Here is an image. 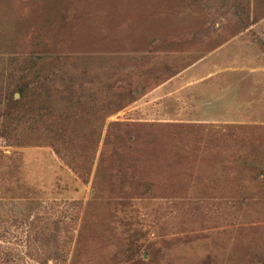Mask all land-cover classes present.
<instances>
[{
  "label": "rangeland",
  "instance_id": "obj_1",
  "mask_svg": "<svg viewBox=\"0 0 264 264\" xmlns=\"http://www.w3.org/2000/svg\"><path fill=\"white\" fill-rule=\"evenodd\" d=\"M0 264H264V0H0Z\"/></svg>",
  "mask_w": 264,
  "mask_h": 264
},
{
  "label": "trees",
  "instance_id": "obj_2",
  "mask_svg": "<svg viewBox=\"0 0 264 264\" xmlns=\"http://www.w3.org/2000/svg\"><path fill=\"white\" fill-rule=\"evenodd\" d=\"M57 240V238H55L54 236H51L48 240L49 244L55 242Z\"/></svg>",
  "mask_w": 264,
  "mask_h": 264
}]
</instances>
